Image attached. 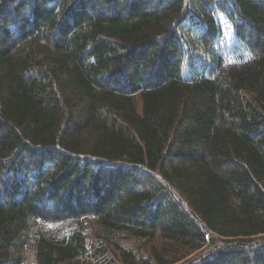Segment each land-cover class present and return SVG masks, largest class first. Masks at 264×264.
<instances>
[{
  "label": "trees",
  "instance_id": "1",
  "mask_svg": "<svg viewBox=\"0 0 264 264\" xmlns=\"http://www.w3.org/2000/svg\"><path fill=\"white\" fill-rule=\"evenodd\" d=\"M28 260L264 264V0H0V264Z\"/></svg>",
  "mask_w": 264,
  "mask_h": 264
},
{
  "label": "rangeland",
  "instance_id": "2",
  "mask_svg": "<svg viewBox=\"0 0 264 264\" xmlns=\"http://www.w3.org/2000/svg\"><path fill=\"white\" fill-rule=\"evenodd\" d=\"M44 230V228L42 229V227L37 226L33 232H39ZM45 232V230L43 231ZM105 235L103 233H101V237L97 238V240H99L98 242L103 243V247H107L109 252V255L107 257H109L108 260H113V253H110V250L112 249V245L110 243L111 242H117L120 246L124 247V248H133L135 250H137V248L140 245V242L136 241L135 239H129V238H125V236L121 235V236H111L110 238L107 239V237H104ZM107 242V243H105ZM28 262L31 264V260H28ZM94 264H98V263H94ZM113 264H121L119 261L115 260Z\"/></svg>",
  "mask_w": 264,
  "mask_h": 264
}]
</instances>
